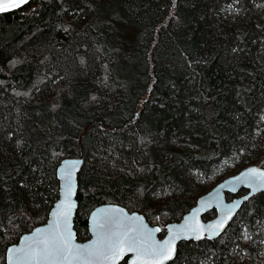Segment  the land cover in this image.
Returning a JSON list of instances; mask_svg holds the SVG:
<instances>
[{
    "label": "trees",
    "instance_id": "trees-1",
    "mask_svg": "<svg viewBox=\"0 0 264 264\" xmlns=\"http://www.w3.org/2000/svg\"><path fill=\"white\" fill-rule=\"evenodd\" d=\"M80 154V241L98 205L164 229L222 179L264 169V0H31L0 14V264ZM169 264H264V192Z\"/></svg>",
    "mask_w": 264,
    "mask_h": 264
},
{
    "label": "water",
    "instance_id": "water-1",
    "mask_svg": "<svg viewBox=\"0 0 264 264\" xmlns=\"http://www.w3.org/2000/svg\"><path fill=\"white\" fill-rule=\"evenodd\" d=\"M31 0L21 3L19 7L11 6L19 3L20 0H0L9 5L7 10L0 11V14L18 10L28 4ZM82 154L76 158L62 159L56 169V178L58 181V197L50 208L46 220L30 231L23 233L15 244L7 247L5 252V264H10L13 258V251L16 249H26L29 244L51 235L57 222L60 224V230L67 235L72 236V244L75 246H90L97 240V232L94 228L95 222H104L106 219L112 221L113 230L120 232L129 231L131 235L137 237L141 242L147 240L148 243L156 245L164 244L165 241H172L168 245L171 250V259L164 261L169 264L174 260L177 254L178 245L181 242H198L204 239L215 241L234 219L236 213L240 210L243 203L248 201L254 195L264 192V177L259 179L248 176L250 170L255 169L257 173L264 172L263 168L250 165L242 168L233 175H230L207 192L199 196L194 205L181 217L180 220L168 223L164 229L148 223L146 218L137 211H130L124 206L116 203H105L94 207L88 215V238L80 241L76 238L73 227V219L77 209V175L82 166ZM69 173L71 174L72 193L70 202L72 204L70 214L66 221L56 214L62 211V205L65 201L66 182ZM230 196V198H228ZM214 211L215 215L204 220L203 217L209 212ZM159 229V231H157ZM163 232V233H162ZM150 237V239H148ZM176 237L175 239H173ZM199 237V238H197ZM19 255V254H17ZM153 264L150 257L141 256L137 259L135 252H125L124 255L115 264Z\"/></svg>",
    "mask_w": 264,
    "mask_h": 264
},
{
    "label": "snow or ice",
    "instance_id": "snow-or-ice-1",
    "mask_svg": "<svg viewBox=\"0 0 264 264\" xmlns=\"http://www.w3.org/2000/svg\"><path fill=\"white\" fill-rule=\"evenodd\" d=\"M25 2L27 0H20L19 3L11 6L19 7L21 3ZM8 7L9 5L0 2V11L7 10ZM247 175L259 179L264 177V172L257 173L255 169H252ZM71 193L72 184L69 173L62 211L56 214L64 219L65 228L72 207ZM94 228L97 232V240L94 244L75 246L71 242V234L65 235L60 230L59 222H57L51 235L34 241L26 249L14 250L10 264H115V261L119 260L126 251L135 252L137 259L141 256L150 257L153 264H164V261L171 259V250L168 245L172 241H165L164 244L160 245L148 243L147 240L141 242L136 236L130 234L132 230L124 232L113 230L112 221L109 219L104 222L94 221ZM133 264H137V261L134 260Z\"/></svg>",
    "mask_w": 264,
    "mask_h": 264
},
{
    "label": "rangeland",
    "instance_id": "rangeland-1",
    "mask_svg": "<svg viewBox=\"0 0 264 264\" xmlns=\"http://www.w3.org/2000/svg\"><path fill=\"white\" fill-rule=\"evenodd\" d=\"M123 35H124V39L127 41V42H131L132 41V39H133V36H134V32H135V29H134V27L130 24L129 26H128V28L127 29H124L123 30ZM228 198H230V197H228ZM211 213V212H210ZM209 213V214H210ZM208 215V214H207ZM204 216V220L206 221V220H209V219H211L212 217H208V216ZM243 230V229H242ZM240 238H241V242H242V245H246V244H248L247 242H250L251 241V239H252V237L249 235V233L247 232V231H244V233H243V235H241L240 236ZM240 241V240H239ZM235 249H236V247L233 249V252H235Z\"/></svg>",
    "mask_w": 264,
    "mask_h": 264
},
{
    "label": "flooded vegetation",
    "instance_id": "flooded-vegetation-1",
    "mask_svg": "<svg viewBox=\"0 0 264 264\" xmlns=\"http://www.w3.org/2000/svg\"><path fill=\"white\" fill-rule=\"evenodd\" d=\"M211 212H213V211H211ZM209 213H210V212H209ZM209 213H208V214H209ZM214 213H215V212H214ZM214 215H215V214H214ZM214 215H213V216H214ZM205 216H206V215H205ZM203 219H204V217H203Z\"/></svg>",
    "mask_w": 264,
    "mask_h": 264
}]
</instances>
